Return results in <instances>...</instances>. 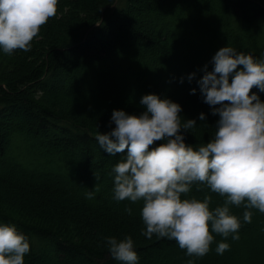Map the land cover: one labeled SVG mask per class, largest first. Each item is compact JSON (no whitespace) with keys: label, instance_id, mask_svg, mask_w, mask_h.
I'll list each match as a JSON object with an SVG mask.
<instances>
[{"label":"trees","instance_id":"obj_1","mask_svg":"<svg viewBox=\"0 0 264 264\" xmlns=\"http://www.w3.org/2000/svg\"><path fill=\"white\" fill-rule=\"evenodd\" d=\"M227 44L264 54V0H59L30 50L0 51V222L29 237L25 264H123L104 237L129 234L138 264L192 258L175 239L143 235V201L113 199L112 169L123 153H107L96 135L115 127L113 109L139 114L142 95L156 93L197 120L181 129L187 143L208 142L219 115L197 81ZM94 187L95 197L86 198ZM208 194L210 207L224 203L207 187L182 196ZM231 210L242 221L239 239L214 233L196 264H264V212L253 208L244 222V205ZM224 239L231 247L221 255L215 248Z\"/></svg>","mask_w":264,"mask_h":264},{"label":"clouds","instance_id":"obj_2","mask_svg":"<svg viewBox=\"0 0 264 264\" xmlns=\"http://www.w3.org/2000/svg\"><path fill=\"white\" fill-rule=\"evenodd\" d=\"M58 2L0 0V51L30 50L41 26L56 15ZM211 63L212 69L204 65L197 81L204 101L219 115L208 142L196 147L187 143L181 129L194 128L197 120L184 119L180 103L156 93L142 95L145 110L139 114L113 109L110 123L115 127L96 135L107 153H123L112 169L113 199L143 201V235L175 239L192 257L186 264H196V257L211 250L214 233L239 239L242 221L232 205L245 206L244 222H251V209L264 212V100L259 95L264 92V54L256 57L227 44L215 52ZM195 76L190 73L189 81ZM254 86L259 92L252 91ZM199 119L205 121L206 114L201 112ZM194 185L219 193L224 203L212 208L210 194L203 199L182 196ZM94 189L85 193L86 198L95 197ZM126 211L131 214L132 208ZM104 240L113 258L138 264L130 234ZM230 247L224 239L215 251L222 255ZM30 250L29 237L15 223L0 222V264H25Z\"/></svg>","mask_w":264,"mask_h":264},{"label":"rangeland","instance_id":"obj_3","mask_svg":"<svg viewBox=\"0 0 264 264\" xmlns=\"http://www.w3.org/2000/svg\"><path fill=\"white\" fill-rule=\"evenodd\" d=\"M243 239V238H242Z\"/></svg>","mask_w":264,"mask_h":264}]
</instances>
